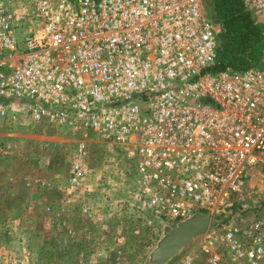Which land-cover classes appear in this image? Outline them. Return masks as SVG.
Listing matches in <instances>:
<instances>
[{"label":"built area","instance_id":"1","mask_svg":"<svg viewBox=\"0 0 264 264\" xmlns=\"http://www.w3.org/2000/svg\"><path fill=\"white\" fill-rule=\"evenodd\" d=\"M243 1L261 61L216 71L222 27L207 0H0V121L79 137L70 201L95 190V138L131 163L119 204L155 235L208 213L168 264H264V0ZM82 211L95 219L94 204Z\"/></svg>","mask_w":264,"mask_h":264},{"label":"rangeland","instance_id":"2","mask_svg":"<svg viewBox=\"0 0 264 264\" xmlns=\"http://www.w3.org/2000/svg\"><path fill=\"white\" fill-rule=\"evenodd\" d=\"M78 140L46 123L0 121V264L145 263L160 235L119 204L126 195L117 184L134 175L127 158L91 139L87 183L95 190L65 195ZM87 203L94 220L82 211Z\"/></svg>","mask_w":264,"mask_h":264},{"label":"trees","instance_id":"3","mask_svg":"<svg viewBox=\"0 0 264 264\" xmlns=\"http://www.w3.org/2000/svg\"><path fill=\"white\" fill-rule=\"evenodd\" d=\"M220 23V47L214 70H242L256 65L254 58L261 53L262 29L243 0H212L207 6Z\"/></svg>","mask_w":264,"mask_h":264},{"label":"water","instance_id":"4","mask_svg":"<svg viewBox=\"0 0 264 264\" xmlns=\"http://www.w3.org/2000/svg\"><path fill=\"white\" fill-rule=\"evenodd\" d=\"M210 225V215L197 212L175 224L160 225L161 234L144 264H168Z\"/></svg>","mask_w":264,"mask_h":264},{"label":"crops","instance_id":"5","mask_svg":"<svg viewBox=\"0 0 264 264\" xmlns=\"http://www.w3.org/2000/svg\"><path fill=\"white\" fill-rule=\"evenodd\" d=\"M49 185H51V182L49 183ZM66 188H67V186H66ZM65 195H66V189H65ZM29 262H30V260L29 261H26L25 264H30Z\"/></svg>","mask_w":264,"mask_h":264}]
</instances>
